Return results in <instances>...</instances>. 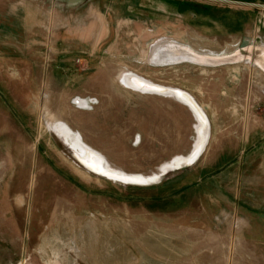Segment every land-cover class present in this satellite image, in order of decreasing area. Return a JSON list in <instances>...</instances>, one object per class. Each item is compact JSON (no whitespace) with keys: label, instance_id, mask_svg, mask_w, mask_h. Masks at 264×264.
Wrapping results in <instances>:
<instances>
[{"label":"rangeland","instance_id":"374dc122","mask_svg":"<svg viewBox=\"0 0 264 264\" xmlns=\"http://www.w3.org/2000/svg\"><path fill=\"white\" fill-rule=\"evenodd\" d=\"M10 3L32 38L0 62V264H264V72L227 59L264 48V0H0V24ZM169 48L223 61L157 62ZM127 73L186 91L210 124L150 185L86 172L53 128L128 174L189 154L187 106Z\"/></svg>","mask_w":264,"mask_h":264},{"label":"bare ground","instance_id":"6f19581e","mask_svg":"<svg viewBox=\"0 0 264 264\" xmlns=\"http://www.w3.org/2000/svg\"><path fill=\"white\" fill-rule=\"evenodd\" d=\"M155 48H157V47H155ZM166 50H168V49H166ZM184 51L182 53L180 52V53L176 54L175 57H177V58H187L188 57V59H191L194 61H199V62L205 61V60L207 61V57H205L203 55H199V54H196L193 52L187 53ZM166 54H167V52H166ZM164 56L162 55L160 59H163V60L167 59ZM241 56H243V55H240L239 57H241ZM154 60H156V59H154ZM120 79H121L122 83L126 86L136 88V89H140V90H144V91H149V92L151 91V92L165 93V94L171 95V96L177 98L178 100H181L182 102L188 104L190 106V108L192 109V111L195 115L196 122H197L196 131H197L198 140L194 144L192 152L187 157L177 158V159L173 160L172 162H170L169 164L163 166L161 168L162 169L161 173H155V174H152L149 176H143V175H139V174H128V173H124V172H121L119 170L110 168L106 164L105 160L100 155H98L97 153L87 149L85 146H82L83 149H81V151H83V152H81V151H78V152L81 153V157H79V158L84 163V165L88 169H91V170L98 172V173H101V174H105L107 177L112 178L114 180L115 179H121V180H126V181H131V182L145 183V182H149V181L158 180L162 174H165L169 170L176 169L182 165L191 163L196 158V156L198 155V152L202 148L206 134H207V129H208V122H207L206 115L203 113L201 108L196 104V102L193 100V98L190 95H188L187 92H185L179 88L162 86V85L153 83L149 80H146L144 78H141L139 76H136L135 74L127 73V74L122 75ZM74 144H77V142L76 143L74 142ZM77 147H79L78 144H77Z\"/></svg>","mask_w":264,"mask_h":264},{"label":"crops","instance_id":"0c3cea01","mask_svg":"<svg viewBox=\"0 0 264 264\" xmlns=\"http://www.w3.org/2000/svg\"><path fill=\"white\" fill-rule=\"evenodd\" d=\"M12 3H10V5L7 7V8H3V13H1L4 17H5V23H2L0 24V62H5L8 60V56L10 55H13L15 54V50H14V46H15V41L19 38V37H22L24 38V47H28L29 46V43L25 44V39L28 37L29 39H27V41H29L31 38H32V34H31V28L28 29V28H25L28 26V24H26L25 26H19V24L22 22V23H25V19L23 18L22 20L20 18H16L15 16V11L14 8L11 6ZM32 27V26H30ZM22 31V35L20 36L19 34H16L18 31ZM39 31L38 33V37L40 38L41 36L47 38L48 34L47 32L44 30L42 31L41 29L37 30ZM40 33H43L42 35H40ZM78 31H75V35L73 37H78ZM57 37L58 35L55 33V34H50L49 37ZM42 38V37H41ZM136 75V74H135ZM138 76V75H136ZM140 77V76H139ZM142 78V77H141ZM122 82V81H121ZM154 83V82H153ZM157 84V83H156ZM161 85V84H159ZM126 86V85H125ZM162 86H166V85H162ZM129 87V86H127ZM167 87H172V86H167ZM132 88V87H130ZM172 88H177V87H172ZM133 89H136V88H133ZM180 89V88H179ZM136 90H140V89H136ZM182 90V89H181ZM140 91H144V90H140ZM184 91V90H183ZM149 92V91H148ZM151 92V91H150ZM186 92V91H185ZM168 95V94H167ZM188 95H190L188 93ZM191 96V95H190ZM192 97V96H191ZM175 98V97H174ZM193 98V97H192ZM194 100V98H193ZM195 101V100H194ZM196 102V101H195ZM184 104V103H183ZM196 104L199 106V104L196 102ZM185 105V104H184ZM200 107V106H199ZM188 108V107H187ZM201 108V107H200ZM189 109V108H188ZM202 110V108H201ZM190 111V109H189ZM203 111V110H202ZM191 112V111H190ZM192 113V112H191ZM204 113V111H203ZM206 115V114H205ZM194 117V116H193ZM206 118H207V122H208V129H207V134H206V137H205V140H204V144L205 142L207 141V137H208V131L210 129V124H209V120H208V117L206 115ZM195 120V123L193 125L194 129H195V132H196V136H195V140H194V144L197 142L198 140V136H197V131H196V119L194 118ZM9 122H7L6 119H4V122L1 124L3 126H5L6 124H8ZM7 126V125H6ZM55 129V136L58 138L59 142L65 147V149L69 152L70 156L73 158V160L76 162V164L81 167L83 170H85L86 172L90 173V174H94V175H97L89 170H87L86 168H84L80 163H78L76 161V159L72 156L71 154V147L76 151H81L82 146H85L87 149L97 153L98 155H100L104 160V156L99 154L98 151H96L95 149L89 147L88 145L84 144L83 142H81L78 138V136H76V138L74 139V141H70L69 140V133H70V130L64 125V124H61V123H57L55 124V126L53 127ZM74 142L78 144L79 147H77V144H74ZM80 142V143H79ZM193 144V146H194ZM203 144V145H204ZM203 147V146H202ZM202 149V148H201ZM200 149V150H201ZM193 150V148H192ZM191 150V152H192ZM83 152V151H81ZM190 152V153H191ZM189 153V154H190ZM200 153V151H199ZM198 153V155H199ZM189 154H186V155H176L174 157H172L171 159L173 158H185L187 157ZM197 155V156H198ZM196 156V157H197ZM106 162V160H105ZM106 164L108 165V163L106 162ZM167 165V164H165ZM165 165H162L165 166ZM109 166V165H108ZM110 167V166H109ZM111 168V167H110ZM114 169V168H113ZM99 176V175H97Z\"/></svg>","mask_w":264,"mask_h":264},{"label":"water","instance_id":"95a60500","mask_svg":"<svg viewBox=\"0 0 264 264\" xmlns=\"http://www.w3.org/2000/svg\"><path fill=\"white\" fill-rule=\"evenodd\" d=\"M176 49L178 50V48L169 49V51L167 52V55H165L164 50H160L159 51V52H161L160 54L165 55L164 57L167 58V59L157 60V62H159L161 64H165V63H174V62H178V61L184 60V61H190V62H195V63H199V64L202 63V64H205V65H208L209 63H212V62L214 63V62L223 61L222 59H220V60L219 59H213L211 57H208L209 59H207V61L205 60V61H200V62L188 59V57L187 58H177V57H175V55L178 54V51H175ZM244 52H245L244 54L241 53L243 55L241 57H237L236 58V57H234L232 55V56H230L227 59L235 60V61L246 60L249 63H251L252 65L257 66L260 70H262L264 72V48H262V46H251L250 50H248V49L246 50L245 49ZM179 101H181V100H179ZM182 103H184V102H182ZM184 104L190 109V111L192 112V114H193V116L195 118V115H194L192 109L190 108V106L188 104H186V103H184ZM70 149H71L72 156L84 168H86L87 170H89V171H91V172H93V173H95V174H97L99 176H103V177L109 178L105 174H101V173L95 172V171H93L91 169H88L84 165V163L81 161V159L79 158V157H81V153L80 152L77 153L72 147ZM185 165H188V164H185ZM185 165H182L179 168H181V167H183ZM163 175L164 174H162L158 180L149 181V182H145V183L131 182V181H126V180H121V179H115V181H118V182L123 183V184H131V185H150V184H154V183L159 182V180L162 178ZM109 179H112V178H109ZM112 180H114V179H112Z\"/></svg>","mask_w":264,"mask_h":264},{"label":"trees","instance_id":"16d2710c","mask_svg":"<svg viewBox=\"0 0 264 264\" xmlns=\"http://www.w3.org/2000/svg\"><path fill=\"white\" fill-rule=\"evenodd\" d=\"M179 5H181V11L185 10H193V12L197 13H203V14H209L211 13L213 7L211 5H201V4H196L193 2L189 1H181L179 2Z\"/></svg>","mask_w":264,"mask_h":264}]
</instances>
